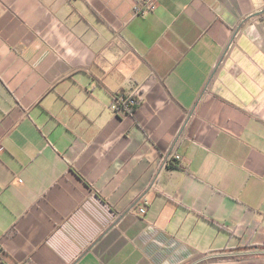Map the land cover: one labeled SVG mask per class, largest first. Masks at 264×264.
<instances>
[{
	"label": "crops",
	"instance_id": "1",
	"mask_svg": "<svg viewBox=\"0 0 264 264\" xmlns=\"http://www.w3.org/2000/svg\"><path fill=\"white\" fill-rule=\"evenodd\" d=\"M141 4L0 0V264H264V0Z\"/></svg>",
	"mask_w": 264,
	"mask_h": 264
},
{
	"label": "built area",
	"instance_id": "2",
	"mask_svg": "<svg viewBox=\"0 0 264 264\" xmlns=\"http://www.w3.org/2000/svg\"><path fill=\"white\" fill-rule=\"evenodd\" d=\"M157 5H158V0H142V4L136 8V12L141 13L144 11H153L156 9ZM135 96H138V95H134V94L128 95L125 92H120V94L114 100V103H113L114 110L118 112V111L124 110V106L128 108L129 103H135L133 99ZM1 150H2V147L0 146V158L2 154ZM180 157H181L180 155H176L172 157L171 159H167L166 163L169 162L170 164L172 161L179 160Z\"/></svg>",
	"mask_w": 264,
	"mask_h": 264
},
{
	"label": "trees",
	"instance_id": "3",
	"mask_svg": "<svg viewBox=\"0 0 264 264\" xmlns=\"http://www.w3.org/2000/svg\"><path fill=\"white\" fill-rule=\"evenodd\" d=\"M119 94H120V93H116V94H114V97L116 98ZM133 99H134L135 103H129L128 108L124 106V110H125V111H135V110L138 108V106H139V104H140V99H139V97H138V96H135ZM176 162H177V161H172V162L169 164V168H179L180 166H179V164H176ZM210 222L213 223V224H215L214 221H210ZM215 225H216V224H215Z\"/></svg>",
	"mask_w": 264,
	"mask_h": 264
}]
</instances>
